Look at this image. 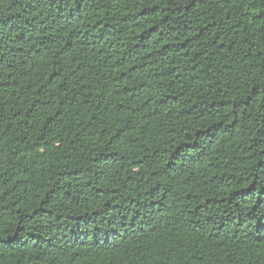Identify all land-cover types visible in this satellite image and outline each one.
I'll return each mask as SVG.
<instances>
[{
    "label": "trees",
    "instance_id": "1",
    "mask_svg": "<svg viewBox=\"0 0 264 264\" xmlns=\"http://www.w3.org/2000/svg\"><path fill=\"white\" fill-rule=\"evenodd\" d=\"M0 264H264V0H0Z\"/></svg>",
    "mask_w": 264,
    "mask_h": 264
}]
</instances>
